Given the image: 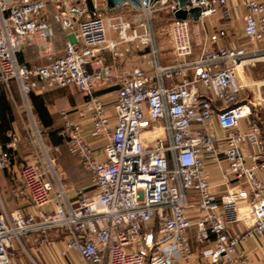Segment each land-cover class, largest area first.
Instances as JSON below:
<instances>
[{"label":"built area","instance_id":"obj_1","mask_svg":"<svg viewBox=\"0 0 264 264\" xmlns=\"http://www.w3.org/2000/svg\"><path fill=\"white\" fill-rule=\"evenodd\" d=\"M49 3H56L54 21L66 32L75 30V37L64 56L30 67L19 61L23 45L36 36L47 42L55 37L44 14ZM63 4L0 0V93L12 96L17 84L32 123L31 130L25 128L37 150V160L21 168L18 193L33 212H0V264H12L14 246L24 248L33 235L41 237V244L53 235L68 237L61 256L76 255L78 264H174L177 257L189 263L195 255L192 227L206 264H246L240 246L264 234L259 176L264 172V105L244 98L248 87L239 71L244 75L264 57V0H188L184 7L175 0H155L131 21L105 16L95 0L91 10H64ZM237 8L244 10L242 35L235 27ZM192 9L199 10L197 21ZM180 10L188 12L187 19L175 17ZM160 11L172 20L169 64L154 24ZM217 21L220 26L209 28ZM111 32L118 40L109 38ZM121 44L141 52L146 67L121 74L114 99H104L98 88L112 84L114 74L94 64L102 47L114 58L124 57L129 49L120 51ZM67 87L87 99L61 113L59 136L90 175L93 194L77 188L70 195L56 167L60 146L47 148L34 118L33 92ZM22 139L14 128L0 145V168H9ZM248 147L253 151L247 153ZM210 165L226 189L222 194L211 182ZM195 203L200 214L193 220L188 211ZM249 216L251 228L231 234Z\"/></svg>","mask_w":264,"mask_h":264},{"label":"crops","instance_id":"obj_2","mask_svg":"<svg viewBox=\"0 0 264 264\" xmlns=\"http://www.w3.org/2000/svg\"><path fill=\"white\" fill-rule=\"evenodd\" d=\"M104 4V3H103ZM104 12L109 16L118 15H137L138 10H135L130 4H125L114 10H109L106 5H103ZM56 12V3H49L44 11L47 20L53 26L55 37L47 42L40 36L28 40L19 54V61L27 64L30 67L42 66L50 64L56 59L65 55L66 45L69 41H73L75 37V30L66 32L62 29L61 25L54 21V14ZM135 15V16H136ZM244 15V10L237 8L234 10V16L240 18ZM124 17V16H123ZM126 19V18H125ZM129 20V19H126ZM220 21H217V23ZM221 25V24H220ZM111 40H118L116 33L109 34ZM126 52L122 58H114L113 54L105 47L99 49L98 61L94 64V68H110L114 74L113 83L110 85H102L98 88V95L104 99H114L117 89V78L125 71L131 70L135 67H146L144 60L141 57V52L137 51L132 45L121 44L119 50ZM172 55V52H171ZM165 63V62H164ZM17 86L16 83H13ZM33 103L31 102L34 118L38 123L39 130L43 133L46 139V146L48 144L55 146H62V138L59 132L62 128L63 111H74L80 108L86 101L87 97L79 92L75 87L47 89L43 91H35ZM9 108L3 109L0 107V145L7 143L14 128L19 130L22 135V142L19 150L14 152L9 168H0V212L4 208L7 211L20 210L24 214H30L34 208L30 202L19 195L21 168L26 163H33L37 160V150L34 147L32 139L25 128L24 111H18L11 105L9 94L3 91ZM13 97V93H12ZM84 129L90 132L91 125L88 120L83 121ZM11 128V130H10ZM242 128H246V123L242 124ZM217 133L222 135V132L217 130ZM87 140L92 142V138L87 136ZM52 147V146H51ZM49 147V148H51ZM247 153L253 151L251 147L246 149ZM223 165H226L223 162ZM74 163L66 166L64 174L73 172L78 174L79 179H72L65 184L70 195L77 188L86 189L89 194L95 193V188L91 186L90 175L82 168ZM211 182L213 185L218 186L220 194L225 192V187L221 186L222 182L219 174L214 165H210ZM79 169V172H78ZM81 169V170H80ZM74 175V174H73ZM259 176L264 180V172H259ZM68 180V179H67ZM200 212L198 211L197 204H193L188 215L191 219L196 220ZM252 219L249 217L244 218L241 222L231 229V234H245L252 226ZM196 228L192 227L190 230L191 243L195 251V255L188 263L185 259L177 257L174 264H206L201 256V246L195 241ZM41 237L33 235L27 238L25 248L18 245L14 246L12 251V264H78L80 259L76 255L70 258H63L61 251L66 247L68 237L63 235H53L49 238V242L41 244ZM240 249L247 254L248 261L246 264H264V234L253 235Z\"/></svg>","mask_w":264,"mask_h":264},{"label":"rangeland","instance_id":"obj_3","mask_svg":"<svg viewBox=\"0 0 264 264\" xmlns=\"http://www.w3.org/2000/svg\"><path fill=\"white\" fill-rule=\"evenodd\" d=\"M67 2V5H62L64 10L72 9V8H77L79 10H91L92 5L94 0H65ZM96 3L99 6V9L105 16H109L104 12V7L103 5L105 3V0H95ZM104 3V4H103ZM136 15V14H135ZM131 15V14H126L122 15L124 18L129 19L130 21L135 19L136 16ZM171 16L167 12H156L154 13V24L157 32V39H158V44L159 48L161 50V54L163 57V61L165 64H169L173 62V58L171 55L172 51V46H171V39H170V24H171ZM213 26H220V22H214L209 25V28H212ZM235 27L237 28V32L239 35H242L241 33V28H242V16L237 20L235 23ZM239 43H245V40H240ZM264 46V45H263ZM198 50L196 52V55L198 54ZM244 76L246 77L247 81L253 82L255 85H258V90H259V96L262 99L260 101L261 106L264 105V59L260 60L256 63L251 64L249 67L245 69ZM12 93L13 97L10 95L9 100L11 105L18 111V107H20V110L23 112L25 110V104L24 100L19 92L18 86L12 84ZM245 99L257 101L256 95L253 92L251 87H248L245 89ZM31 101V99H30ZM259 103V102H258ZM24 115V120L25 124L29 127V129H32V123L29 117L26 114ZM261 118L264 121V110L261 112ZM20 130V127H19ZM20 132V131H19ZM42 133V132H41ZM43 135V133H42ZM48 137H45L43 135L44 141H46ZM46 144V142H45ZM47 148L55 145L48 144ZM56 167L58 170V173L60 177L62 178L64 184H66L70 179L69 177H73L72 179H79V173L76 174L73 172L72 176L70 174H64V168L70 163H74L75 165H78V167L81 166L80 161L78 158L71 156L65 146H60V153L56 154ZM82 169V168H81ZM80 169V170H81ZM79 172V169H78ZM68 179V180H67ZM68 187V186H67ZM250 209H248L247 215L250 214ZM247 211V210H246ZM26 241L24 240V248H25Z\"/></svg>","mask_w":264,"mask_h":264},{"label":"water","instance_id":"obj_4","mask_svg":"<svg viewBox=\"0 0 264 264\" xmlns=\"http://www.w3.org/2000/svg\"><path fill=\"white\" fill-rule=\"evenodd\" d=\"M155 0H105L106 7L109 10H114L116 8H119L125 4H130L135 10L142 9L143 7H147L149 3H153ZM180 3V7H184L188 0H175ZM190 14L194 18L195 21L198 20L199 17V10L198 9H192L190 11ZM175 17L177 19H187L188 12L185 10H180L175 14Z\"/></svg>","mask_w":264,"mask_h":264},{"label":"bare ground","instance_id":"obj_5","mask_svg":"<svg viewBox=\"0 0 264 264\" xmlns=\"http://www.w3.org/2000/svg\"><path fill=\"white\" fill-rule=\"evenodd\" d=\"M263 59H264V57L261 58V59H259V61L260 60H263ZM239 78H240L241 83L244 86H247V87H251L252 88L253 92L256 95L257 101L259 102V103L258 102L257 103L260 104L261 103L260 101H262V99L259 96V90L257 88L258 85H255L253 82L247 81L246 77L241 73V71H239Z\"/></svg>","mask_w":264,"mask_h":264},{"label":"trees","instance_id":"obj_6","mask_svg":"<svg viewBox=\"0 0 264 264\" xmlns=\"http://www.w3.org/2000/svg\"><path fill=\"white\" fill-rule=\"evenodd\" d=\"M2 92L0 93V107L3 109H6V108H9V103L7 102V98H6L5 94H2ZM30 99H31V102L33 103L34 93H32L30 95ZM10 130H11V128H10ZM62 143H63V140H62ZM5 144H3V145H5Z\"/></svg>","mask_w":264,"mask_h":264}]
</instances>
